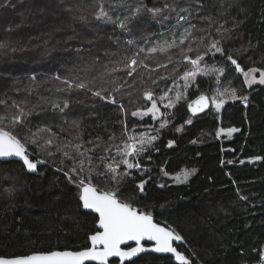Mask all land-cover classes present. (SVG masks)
Masks as SVG:
<instances>
[{"label":"trees","instance_id":"16d2710c","mask_svg":"<svg viewBox=\"0 0 264 264\" xmlns=\"http://www.w3.org/2000/svg\"><path fill=\"white\" fill-rule=\"evenodd\" d=\"M211 2L215 7L204 15L211 14L221 23L227 19L226 27H231L233 17L244 20L224 41L225 52L231 53L245 69H264V0ZM93 3L94 0H0V43L7 44L0 49V96L27 99V109L31 110L28 127L33 131L36 126L48 124L54 130L59 125L75 134L76 130L69 125L77 120L84 139L100 135L106 141V129L119 135V127H113L119 118L115 106H108L82 90L59 93L56 89L60 84L51 77L90 65L97 57L96 68L102 70L110 60L121 58L128 47L125 41H140L166 29L157 21H145L141 29L133 28L132 35L122 34L119 29L94 20ZM229 4L232 7L221 17L219 13ZM80 16L87 17L88 23H82ZM203 27L207 24L197 23V28ZM153 59L166 62L163 54ZM206 60L228 66L229 73L242 83V77L231 71L220 54ZM171 68L169 65L167 69H158L153 76L167 74ZM33 73L35 84L29 79ZM170 83L161 81L157 94ZM240 95L249 97L247 106L240 100L228 101L220 113L194 117L187 102H180L171 112L174 127L164 130L163 138L155 142L159 151L153 149L147 154L150 161L142 159L148 171L143 176L134 172L135 181L130 180L121 188L122 199L150 212L157 221L184 237L178 249L189 255L194 264H258L264 258L260 254L264 253V160L249 159L264 157V85L244 88ZM41 97L68 99L70 109L54 112ZM194 97L189 91L188 99ZM125 106L135 110L147 105L139 101ZM190 116L193 122L187 125L185 121ZM136 119L130 118L129 127ZM181 125L184 127L178 131ZM5 127L13 134H26ZM220 128L239 131L230 138L218 137ZM170 140L175 143L168 147ZM193 140L197 142L192 143ZM40 158L46 164L39 168L38 175L29 174L20 162L0 161V255L79 250L89 246L90 235L98 229V216L83 211L77 201V187L58 171L62 167L59 155L44 154ZM162 169L169 175L164 176ZM184 169L196 171L187 183H174L172 176ZM149 176L144 193L137 192L133 184ZM162 184L165 187H160ZM9 188L12 193L5 191ZM109 264H119V260L113 259ZM124 264L176 263L169 256L144 253Z\"/></svg>","mask_w":264,"mask_h":264},{"label":"snow or ice","instance_id":"6c2138e0","mask_svg":"<svg viewBox=\"0 0 264 264\" xmlns=\"http://www.w3.org/2000/svg\"><path fill=\"white\" fill-rule=\"evenodd\" d=\"M213 7L215 4L211 0H151V4L148 0H94V20L119 29L122 34L132 35L133 28L141 29L145 21H157L166 29L164 33H154L140 41H125L128 47L121 58L110 60L102 66V70L96 68L99 63L97 57L90 65L69 70L63 76L57 72L51 77L59 82L60 87L56 89L59 93L71 94L82 90L108 106H115L119 118L113 122V127H119V135L106 129V141L100 135L84 139L77 120L71 121L69 125L70 129L76 130L75 134L66 132L59 125L54 130L48 124L36 126L33 131L28 127L27 117L31 110L27 109V99L18 101L6 94L0 96V157H18L28 171L36 172L39 165L46 164V160L40 158L41 155L52 157L58 154L62 165L58 171L77 187L78 204L99 214L98 223L102 229L90 235L91 246L81 250L57 249L28 255H0V264H85L89 260L109 264L111 257H118L119 264H124L147 251L171 254L178 264H192V258L174 246V241L183 243L184 237L166 223L156 222L150 212L122 199L124 194L121 188L128 181H135L133 171L141 176L147 171L140 161H150L151 156L147 154L153 149L159 151L155 149V142L159 139L160 130L168 126L170 117L174 115L170 110L177 109V105L186 99L187 90L196 85L197 77L212 76L216 87L212 94H201L187 104L193 117L209 109L210 105L219 113L228 101L240 100L247 106L249 97L239 95L238 90L230 86L231 81L225 77L226 68L215 63L210 65L206 57L214 59L220 54L229 63L231 71L242 77V83L249 89L253 85H264V69H245L231 53L225 52L224 41L231 38L232 32L244 20L237 21L233 17L231 27H226L227 19L221 23L211 14L204 15L211 13ZM231 7L229 4L219 15L226 16ZM78 19L88 23L85 16ZM168 20H174V23L166 25L164 21ZM194 20L197 23L203 21L207 27L197 28ZM6 47V43H0V49ZM158 54L165 56V63L154 61V56ZM169 65L172 66L170 72L153 76L158 69H167ZM222 78L226 83L222 82ZM29 79L35 84L36 74L33 73ZM161 81H170L171 87L160 89L161 94H157L156 89ZM149 82L151 86H148ZM41 101L59 113H65L71 106L68 99L61 101L41 97ZM139 101L150 106L136 107L135 110L125 106L136 105ZM145 117L157 122L159 127L143 123ZM130 118H137L132 121L133 127H129ZM192 122L190 117L185 124L191 125ZM5 125L26 134H13ZM183 127L181 125L177 130ZM238 131L237 128H220L216 135L230 138ZM174 143L169 141L168 147ZM249 159L264 160V157ZM161 171L164 176L169 175L167 171ZM195 171L184 169L174 174L172 179L178 184L187 183ZM150 179L149 176L139 180L133 184V188L144 193L145 184ZM100 186L108 187L109 190H103ZM5 191L12 193L13 189ZM241 199L247 198L241 196ZM146 240L153 241L154 245L146 248L142 243ZM127 241H135L136 246L122 247ZM260 254L264 256V253ZM258 264H264V258Z\"/></svg>","mask_w":264,"mask_h":264},{"label":"rangeland","instance_id":"374dc122","mask_svg":"<svg viewBox=\"0 0 264 264\" xmlns=\"http://www.w3.org/2000/svg\"><path fill=\"white\" fill-rule=\"evenodd\" d=\"M171 20H168L166 21V25L170 22ZM172 23H174V20L172 21ZM165 31H161V33H164ZM208 62V60H207ZM210 65L212 64L211 62H208ZM217 66H224L226 68V72H225V77L228 78V80L231 81V87H235L237 90H238V94L240 95V93L243 91V89H248V87L246 85H242V83L239 82V80L232 74L229 73V68L228 66L224 65L223 63L221 64H216ZM257 68V67H256ZM259 75V73H257V76ZM222 82H225L223 81V78H222ZM226 83V82H225ZM198 85V87L196 86ZM196 85L190 87L188 90H187V95H186V99L185 100H182V101H186L187 104L189 103V99H188V94H189V91H192V93L196 96V95H199V94H212V91H214L215 87H216V83H215V80L212 76H207V77H204V76H199L197 77V81H196ZM259 85V84H257ZM256 85H253L252 87H254ZM167 87H171V83L167 86ZM166 88V87H165ZM161 94V93H160ZM181 101V102H182ZM238 101V100H236ZM232 102H235V101H232ZM147 106H150V105H147ZM225 106V105H224ZM163 110V109H162ZM173 109L170 110V112H172ZM221 112V111H220ZM219 112V113H220ZM208 114H217L215 108L212 106L211 109L207 112ZM191 117V116H190ZM190 117H187L190 118ZM192 118V117H191ZM186 119V120H187ZM144 120H149L148 123L150 124H154L157 128L159 127L158 123L155 122V121H152L150 120L148 117H145ZM193 120V118H192ZM174 121L173 119L170 117V123L168 124L167 127H165L164 129H161L160 132H159V139H162L163 136H164V130L170 128L172 129L174 126ZM137 131H139V129H137ZM220 137V136H218ZM172 141V140H170ZM174 145V144H173ZM172 145V146H173ZM141 164L143 165V162L142 160L140 161ZM145 168L147 169L148 171V167L145 166ZM135 171H133L134 173ZM146 172V171H145ZM144 172V173H145ZM174 182V181H173ZM175 183V182H174Z\"/></svg>","mask_w":264,"mask_h":264},{"label":"water","instance_id":"95a60500","mask_svg":"<svg viewBox=\"0 0 264 264\" xmlns=\"http://www.w3.org/2000/svg\"><path fill=\"white\" fill-rule=\"evenodd\" d=\"M242 65V64H241ZM243 66V65H242ZM244 67V66H243ZM199 95H201V94H199ZM199 95H197V96H195L194 98H192L190 101H189V103H191L192 101H194V100H196L198 97H199ZM211 105H210V107H209V109H206L204 112H201V113H198L197 115H199V114H203V113H207L210 109H211ZM188 111H189V113L192 115V113H191V111H190V109H188ZM196 115V116H197ZM0 161L1 162H7V161H17V162H20L21 164H23L21 161H20V159L18 158V157H0ZM43 165H39L38 166V169H37V171L36 172H30V171H28L27 169H26V167H25V169H26V171L29 173V174H32V175H38L39 174V168L40 167H42ZM82 209H83V211H86V212H90V213H94V214H96L97 216L99 215L98 213H95L94 212V210H91V209H84L83 207H82ZM154 217V216H153ZM154 219H155V217H154ZM156 220V219H155ZM156 222H158V223H161V222H159V221H157L156 220ZM161 224H163V223H161ZM97 230H102V229H100V226H99V223L97 222ZM92 235V234H91ZM143 244H144V246L146 247V248H151L153 245H154V242L153 241H143L142 242ZM182 244V242H176V241H174V246H176L177 248H178V246L179 245H181ZM89 246H91L90 245V239H89ZM136 246V242L135 241H127L126 242V244L125 245H122V247H135ZM65 250V249H64ZM67 250H72V249H67ZM79 250H81V249H79ZM179 250V249H178ZM73 251H76V250H73ZM181 251V250H180ZM144 253H154V254H156V255H159V256H169V257H171L172 258V256H171V254H167V253H156V252H154V251H147V252H144ZM144 253H140V254H138V256H136V257H133L131 260H129V261H125V262H130V261H133L134 259H137L139 256H141L142 254H144ZM31 254V253H30ZM28 255V254H27ZM186 255V254H185ZM113 259H117V260H119V258L118 257H111V258H109V263H110V261H112ZM172 260H173V262L174 263H176V264H178V262H176V261H174V259L172 258ZM124 262V263H125ZM90 263H95V264H99V262H97V261H91V260H89V261H85V264H90ZM192 264H194L193 263V261H192Z\"/></svg>","mask_w":264,"mask_h":264}]
</instances>
